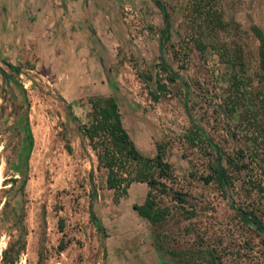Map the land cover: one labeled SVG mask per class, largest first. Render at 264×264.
I'll return each mask as SVG.
<instances>
[{
    "label": "rangeland",
    "instance_id": "1",
    "mask_svg": "<svg viewBox=\"0 0 264 264\" xmlns=\"http://www.w3.org/2000/svg\"><path fill=\"white\" fill-rule=\"evenodd\" d=\"M160 1L162 50L152 0H0V67L20 69L0 73V264H124L113 243L136 229L139 264H264L236 210L264 225V0ZM110 96L145 160L109 127L90 141Z\"/></svg>",
    "mask_w": 264,
    "mask_h": 264
},
{
    "label": "trees",
    "instance_id": "2",
    "mask_svg": "<svg viewBox=\"0 0 264 264\" xmlns=\"http://www.w3.org/2000/svg\"><path fill=\"white\" fill-rule=\"evenodd\" d=\"M152 1L157 6V8L160 10L164 24H165V27L163 29V33L160 39V43H159V48L160 50H162L164 47V42L168 40L169 38V35H168L169 28H170L169 15H168V12L164 4L160 0H152ZM255 33L260 42L259 57H260L261 69L264 72V35L257 28H255ZM1 60L7 66V69H8L7 71L6 69L0 67V73L5 79H11L12 77L11 75L13 73H19L20 69L18 66L7 62L5 59H1ZM99 61H100L101 67L104 69L105 66L103 64L102 59H100ZM166 66L168 67L167 64ZM17 85L20 88H22L21 84L18 83ZM103 101L106 104V107H104L101 110L99 109L100 117H96L91 127L86 129L90 141L93 142L94 136L98 128L104 127L107 129L109 127L110 128L109 132L115 138V140L118 141L119 143L125 144L126 153L128 154L130 158H132L133 160H139V159L145 160L146 158H144L142 155L139 154V151L136 149L134 142L131 140L127 130L124 128L122 124L121 113H120L119 106H118L116 99L113 96H110V97H105ZM24 123H25V134L28 139L29 146H31L32 134L30 131V127H29L27 120H25ZM196 127L199 131H202V128L200 125H196ZM93 148L96 149L95 145H93ZM216 153H217V163H216V168L214 169V178L217 180V182L222 187H226L229 184L227 166L223 164L222 156L219 154V152L216 151ZM97 157H98L99 163H104L105 166L108 168V170L112 172L113 170L112 166L115 162L114 158L111 157L109 160L105 162L103 161L104 159L99 152L97 153ZM152 161L156 164V166L160 168L161 172H165L169 169V164L167 162L162 161L159 155H157L155 159H152ZM226 161L229 162V164H231V161L229 160V158ZM144 176L140 178H143ZM209 178H211V176H209L207 179ZM129 180H131V178H129L128 181ZM109 182H110L109 183L110 187H114V183H112L110 179H109ZM134 208L138 211V213L142 217L146 219H150L151 221L155 220L156 218L155 213L152 211V206L148 202H146L143 205H134ZM236 210L241 214V218L244 223L253 227L255 230L259 232V234H261L264 237V225L262 221L256 215H254L253 213H246L245 211L241 209H236ZM91 215L93 216V212H91Z\"/></svg>",
    "mask_w": 264,
    "mask_h": 264
},
{
    "label": "crops",
    "instance_id": "3",
    "mask_svg": "<svg viewBox=\"0 0 264 264\" xmlns=\"http://www.w3.org/2000/svg\"><path fill=\"white\" fill-rule=\"evenodd\" d=\"M123 124V123H122ZM124 126V124H123ZM125 128V126H124ZM128 132V131H127ZM129 136L130 133L128 132ZM131 140L136 145L135 140L130 136ZM136 222L138 223L137 227L139 229V218L135 217L133 215H130L127 219L123 218V221H127L128 223L133 224ZM133 231V230H132ZM131 230L127 232L120 231V235H117L116 238L117 242L113 243L112 250L120 255V258H122V261L124 264H139V230H134L132 232ZM121 263V262H120Z\"/></svg>",
    "mask_w": 264,
    "mask_h": 264
},
{
    "label": "bare ground",
    "instance_id": "4",
    "mask_svg": "<svg viewBox=\"0 0 264 264\" xmlns=\"http://www.w3.org/2000/svg\"><path fill=\"white\" fill-rule=\"evenodd\" d=\"M2 179V178H1ZM1 181V180H0Z\"/></svg>",
    "mask_w": 264,
    "mask_h": 264
}]
</instances>
